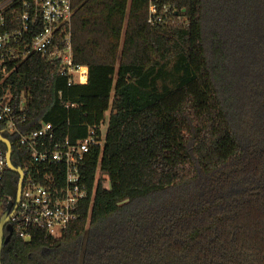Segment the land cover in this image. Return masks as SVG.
Segmentation results:
<instances>
[{"label":"trees","instance_id":"obj_1","mask_svg":"<svg viewBox=\"0 0 264 264\" xmlns=\"http://www.w3.org/2000/svg\"><path fill=\"white\" fill-rule=\"evenodd\" d=\"M153 2L170 10L154 27L151 0H72L87 85L39 55L10 80L29 91L23 132L82 139L107 112L109 129L79 218L14 234L4 264H264V0Z\"/></svg>","mask_w":264,"mask_h":264},{"label":"built area","instance_id":"obj_2","mask_svg":"<svg viewBox=\"0 0 264 264\" xmlns=\"http://www.w3.org/2000/svg\"><path fill=\"white\" fill-rule=\"evenodd\" d=\"M169 11L164 7L158 13L151 0L148 23L153 27L166 23ZM74 13L72 0H0V137L9 143L11 162L21 169L23 177L14 211L20 176L9 168V148L0 142V226L10 209L6 226L26 243L32 240L34 230L60 237L79 218L81 204L89 196V168L102 154L107 140L109 112L98 123L87 126L82 139L65 136L44 121L36 130H22L29 125V91L16 97L10 80L30 56L39 55L56 66L69 86H84L89 81L88 67L74 61ZM11 139L16 140L23 167L13 159ZM10 174L16 175L15 193L9 185ZM98 178L99 169L93 196ZM8 234L5 229V237Z\"/></svg>","mask_w":264,"mask_h":264},{"label":"water","instance_id":"obj_3","mask_svg":"<svg viewBox=\"0 0 264 264\" xmlns=\"http://www.w3.org/2000/svg\"><path fill=\"white\" fill-rule=\"evenodd\" d=\"M0 142L5 144L9 148V153H8L9 168L11 169V171L13 173L20 176V180L18 182V189H17V204H16V207L14 209V211H15L17 206H18V203L20 200V195H21V186H22V182H23L22 172H21V169L17 165H13L11 162V159H10L11 153H10L9 143L7 141H5L2 137H0ZM9 211H10V209L4 214V217L2 219L1 226H0V264H4V261H3L2 256H1L2 250L10 242L12 235H13V228L11 226H6L7 222L9 221V218H10ZM5 229L9 233L6 237L4 235Z\"/></svg>","mask_w":264,"mask_h":264},{"label":"rangeland","instance_id":"obj_4","mask_svg":"<svg viewBox=\"0 0 264 264\" xmlns=\"http://www.w3.org/2000/svg\"><path fill=\"white\" fill-rule=\"evenodd\" d=\"M181 22V21H180ZM107 187L109 188V184H107Z\"/></svg>","mask_w":264,"mask_h":264}]
</instances>
